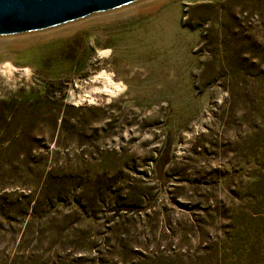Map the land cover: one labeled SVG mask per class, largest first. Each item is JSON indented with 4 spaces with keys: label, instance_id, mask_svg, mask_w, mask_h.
I'll return each instance as SVG.
<instances>
[{
    "label": "rangeland",
    "instance_id": "1",
    "mask_svg": "<svg viewBox=\"0 0 264 264\" xmlns=\"http://www.w3.org/2000/svg\"><path fill=\"white\" fill-rule=\"evenodd\" d=\"M133 5L0 36V264H264V0Z\"/></svg>",
    "mask_w": 264,
    "mask_h": 264
},
{
    "label": "water",
    "instance_id": "2",
    "mask_svg": "<svg viewBox=\"0 0 264 264\" xmlns=\"http://www.w3.org/2000/svg\"><path fill=\"white\" fill-rule=\"evenodd\" d=\"M145 0H0V36L29 34Z\"/></svg>",
    "mask_w": 264,
    "mask_h": 264
},
{
    "label": "bare ground",
    "instance_id": "3",
    "mask_svg": "<svg viewBox=\"0 0 264 264\" xmlns=\"http://www.w3.org/2000/svg\"><path fill=\"white\" fill-rule=\"evenodd\" d=\"M159 1L161 0H145V1L137 2V3H134V5L131 6L130 9H136L138 11L150 10L154 8ZM24 38L26 37L19 38V39H24Z\"/></svg>",
    "mask_w": 264,
    "mask_h": 264
}]
</instances>
